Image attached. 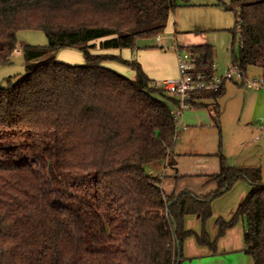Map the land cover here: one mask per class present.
Returning a JSON list of instances; mask_svg holds the SVG:
<instances>
[{
    "label": "trees",
    "instance_id": "16d2710c",
    "mask_svg": "<svg viewBox=\"0 0 264 264\" xmlns=\"http://www.w3.org/2000/svg\"><path fill=\"white\" fill-rule=\"evenodd\" d=\"M179 1L0 0V67L10 62L18 32L48 39L47 47H24L25 76L0 88V264H181L187 239L215 253L238 217L246 223L245 253L264 264L261 168L230 166L220 155L215 191L167 196L146 166L174 163L177 101L136 60L92 53L134 51L139 40L163 34ZM230 5L240 44L231 63L264 75V0ZM65 49L80 50L85 64L47 58ZM182 49L195 58V73L214 77L212 46ZM108 63L130 68L133 78ZM224 85L189 101L217 128ZM241 179L252 190L230 221L217 220L215 239L186 229L196 216L204 227L212 201Z\"/></svg>",
    "mask_w": 264,
    "mask_h": 264
},
{
    "label": "rangeland",
    "instance_id": "374dc122",
    "mask_svg": "<svg viewBox=\"0 0 264 264\" xmlns=\"http://www.w3.org/2000/svg\"><path fill=\"white\" fill-rule=\"evenodd\" d=\"M179 2L180 5L182 3H188L195 6L189 8H177L171 15L165 32L152 39L139 40L137 42L136 49L134 50L137 52L132 55V58L134 56L137 58L138 54L141 52L144 53L145 59H143L145 60L146 66L149 68L153 77H149L143 66L141 67L148 78L150 80H154L155 82L174 80L178 78V69L177 65L175 67L173 64V56L177 59L175 49L177 47H182L183 38L185 37L183 34L178 33L183 30V27L189 26L191 22V18H189L190 16L199 15L205 18L206 21L215 18L217 19L218 26L221 28L230 27L229 29H231L235 24L234 13L228 11V8L231 6L230 0H180ZM185 10L191 11L187 14L188 18L182 15ZM176 17H179L178 21H176ZM205 37L207 38V42L214 46L216 51L215 61L222 68L230 65L232 55L235 54L237 56L239 54V37L233 41L231 32H227V30L214 33L208 32L205 33ZM16 38L17 48L12 53L10 62L7 65L0 67V88L7 87L9 81L16 83L25 76L26 62L23 56V49L25 46H48V39L42 31H20L17 33ZM157 41H160V43H157ZM153 46L161 53L153 52L152 50L154 49H151ZM112 51L114 50L104 52L95 50L92 53L113 55ZM49 57H55L58 62L67 65L85 64L84 54L78 49H65L55 53L49 52L47 58ZM132 58L127 60H134V58ZM108 64L112 67H116L117 70H119V74L125 77L131 78L134 75L131 69L126 66L115 63ZM226 71L227 69H225L223 73H218L219 76L225 74ZM254 73L256 74V71ZM250 78L253 79L255 76L252 75ZM227 85L230 86V82H228ZM227 101V96H222L218 100L221 113L219 128L214 126L206 109H183V111L180 112V116H176L177 132L183 131V134H181L179 139L176 141L175 151L177 154L182 152H195L208 158L207 165H209L210 170H212L213 167H218L219 169L220 155L226 159L227 164L230 166H235L236 159L243 160L241 164H246L247 167H249L248 164H257V166H259L262 170L264 185V129L261 130L259 127L252 128L249 125L251 122L249 119L250 111L245 109L244 113L241 114L240 110L235 107L233 103H228ZM171 107L173 111H176L172 104ZM179 133L180 132H178V135H180ZM256 138H258L257 143H253ZM244 142H247V145L252 143L246 151L241 149ZM246 156H249L250 158L252 157L247 163L244 161ZM258 156H261V159H259ZM204 157L197 156L195 158L201 160V158L203 159ZM195 158L189 156L182 157V160L179 161L178 169L182 170L184 167L193 165ZM34 167L37 170L40 168L37 164H34ZM164 169V163L146 166L148 173L156 177H158L159 174L164 173ZM167 169V175L170 176V169ZM194 170L201 173V171L197 168ZM251 190L252 186L246 180H237L227 192L212 201V216L206 221L205 226L203 227L202 223H191L189 224V228L195 231L197 235H200L202 230L205 229L210 239H215L218 233V227L216 225L217 220L221 218L224 221H230L234 217L240 204L248 196ZM245 231V219L238 217L234 226L228 233V244L226 249L229 248L227 250H232L234 253L231 258L226 260V264H231L229 263L230 261L236 262L237 260L249 261V263H252L251 257L245 253ZM190 243H192L195 248H199L195 238L187 239L184 246L186 247ZM196 251L197 250L194 249L189 255L185 252V257L192 259L191 257L195 256ZM185 264L200 263L199 260H187Z\"/></svg>",
    "mask_w": 264,
    "mask_h": 264
},
{
    "label": "crops",
    "instance_id": "0c3cea01",
    "mask_svg": "<svg viewBox=\"0 0 264 264\" xmlns=\"http://www.w3.org/2000/svg\"><path fill=\"white\" fill-rule=\"evenodd\" d=\"M192 6H195V5L188 4V3H182L180 5V7H185V8H189ZM188 12H191V11L185 10V12H183L182 15H184V17L188 18V16H187ZM178 18L179 17H176V21L179 20ZM189 18H191V22H190L189 26L183 27V30H181L178 33V34H183L185 36L183 38V44H182L181 48H188V47L201 46V45H209V46L213 47L214 53H215V58H216L215 48L212 44L207 42V38L205 37V33H208V32L214 33V32L226 31V30H227V32H231V30L234 28L235 24H234L233 28H231V29H229L230 27L221 28L218 26L217 19H215V18L209 19L207 21L205 18H203L199 15L190 16ZM157 43H160V41H157ZM151 49H154V50H152L153 52L161 53L154 46L151 47ZM135 52H137V51L114 50V51H112V54L122 56L125 58V60H127V59L132 58V55L135 54ZM133 58L140 65L142 64L141 66H143L145 72L148 74L149 77H153L151 75V72L149 71V68L146 66V62L144 60L145 57H144L143 52L138 54L137 58H136V56H134ZM215 58H214L215 76H219L218 73H223L225 69H228L232 65V63L230 61V65H227V67L222 68L221 66H219L217 64V62L215 61ZM173 64L176 67L177 59H175L174 56H173ZM107 66L116 72L119 71V70H117L116 67H112L109 64ZM255 71H256V74L254 73ZM252 75H254L255 78L263 76L262 72L258 69H251L247 73V76L249 78ZM133 76L131 78H133ZM152 81H153V83H159V85H161V83L163 82V81L162 82H155L154 80H152ZM227 83L228 82H226L224 85V94H223V96L228 97L227 102L233 103L235 105V107H237L240 110L241 114L244 113L245 109L249 110L250 111L249 112L250 113L249 119L251 121L249 125L252 128L259 127V128H261V130H263L264 129V87L260 88V89H257V88L247 89L243 85V83H241V82H230V84H231L230 86H228ZM232 85H234V86H232ZM250 90H254V91H250ZM197 102L206 103V104L211 103L208 100H198ZM188 108L191 110H196V109H192L190 107H188ZM220 115H221V113H220ZM178 132H180L179 133L180 135H178ZM178 132H177L176 141L179 139L181 134H183V131H178ZM257 140H258V138H256L253 143H257ZM251 144L252 143H249L247 145V142H244L242 144L241 149L246 151L247 148ZM174 155L175 156H174L173 165H170L169 162H165L164 163L165 164L164 173L158 175V177L162 181L161 188L167 196H171L173 194L178 195L179 193H182L183 191L191 192V193L195 194L196 196H206V195H208L211 192L216 190L217 186L214 182H211L212 181L211 176L217 174L216 172H218L220 167L218 169V167L216 166L217 168L213 167L212 170H210L209 165H207L208 158H206L202 155H199L198 153H195V152H193V153L192 152H182L180 154H177L176 151L174 150ZM187 156L193 157V158H195L197 156H201L204 158L203 159L201 158V160H198L195 158L193 165H191L189 167H184L182 170L181 169L179 170L178 169L179 161L182 160V157H187ZM251 158L249 156H246L245 160H244L245 163H247L249 160H251ZM258 158L261 159V156H258ZM242 161L243 160L236 159L235 166L247 167L246 164H241ZM248 165H249V167H259V166H257V164H248ZM167 168L170 169L169 170V172L171 173L170 176L167 175V170H168ZM196 168L199 171H201V173L196 172L194 170ZM191 223L200 224L202 222H201L200 218L197 216L196 217H188L186 219V222H185V227L187 230H191L189 228V224H191ZM194 233H196V232L194 231ZM228 233H229V231L226 233V235L223 238H221L218 241L217 249H216L215 253L210 252L207 248L200 247L198 244L197 245L199 248H195L192 243H190L186 247L183 246V255H182V259H181V264H185L187 262V260H199L200 264H226V260L231 258L232 254L234 253L232 250H227L229 248L226 249V246L228 244ZM192 238H194V237H192ZM184 245H185V243H184ZM194 249H196L197 251H196L195 256L191 257L192 259L185 257L186 253L189 255L191 253V251H193ZM229 263H231V264H252V263H249V261H241V260H237L236 262L230 261Z\"/></svg>",
    "mask_w": 264,
    "mask_h": 264
},
{
    "label": "built area",
    "instance_id": "2783aa9c",
    "mask_svg": "<svg viewBox=\"0 0 264 264\" xmlns=\"http://www.w3.org/2000/svg\"><path fill=\"white\" fill-rule=\"evenodd\" d=\"M177 54L178 78L164 80L161 85L153 83L154 87H160L163 91L177 101L174 117L180 116L183 109L189 107L191 96L196 92H216L226 82H241L247 89H260L264 87V75L257 78H249L243 70L231 65L225 74L211 79L201 73H195V58L180 47L175 49Z\"/></svg>",
    "mask_w": 264,
    "mask_h": 264
}]
</instances>
